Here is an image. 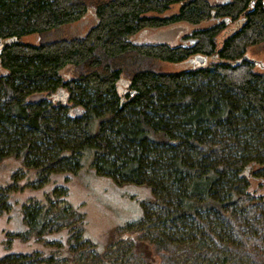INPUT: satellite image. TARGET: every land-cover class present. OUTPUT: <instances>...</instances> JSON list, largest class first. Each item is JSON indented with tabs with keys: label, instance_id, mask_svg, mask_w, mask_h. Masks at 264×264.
<instances>
[{
	"label": "trees",
	"instance_id": "trees-1",
	"mask_svg": "<svg viewBox=\"0 0 264 264\" xmlns=\"http://www.w3.org/2000/svg\"><path fill=\"white\" fill-rule=\"evenodd\" d=\"M89 13L84 35L46 39ZM204 21L186 45L130 41L141 29ZM31 35L36 44L22 40ZM0 40V159L20 158L41 182L86 162L117 184L147 187L152 199L132 226L152 246L143 244L148 264H178L188 242L208 264H264V71L243 59L264 43V0H0ZM197 55L205 66L188 64ZM158 62L185 68L161 72ZM120 82H129L122 92ZM60 89L65 104L47 98ZM10 190L0 186V216ZM48 212L35 204L23 221L54 232ZM69 240L60 260L76 264L93 245ZM52 253L7 254L0 264H50Z\"/></svg>",
	"mask_w": 264,
	"mask_h": 264
},
{
	"label": "rangeland",
	"instance_id": "rangeland-1",
	"mask_svg": "<svg viewBox=\"0 0 264 264\" xmlns=\"http://www.w3.org/2000/svg\"><path fill=\"white\" fill-rule=\"evenodd\" d=\"M226 0H210L212 4L222 3ZM178 5L160 17H168L178 10ZM149 16H156L149 14ZM95 17L89 13L78 21L64 25L46 36L47 40L77 38L84 35L94 24ZM212 23L204 21L199 26L178 23L158 29H141L130 38L133 43H163L170 46L188 44L183 39L193 29L205 27ZM235 24L229 25L218 37L222 40L224 33L232 30ZM25 43L36 44L38 37L31 35L22 39ZM246 55L264 64V43L249 47ZM264 66V65H263ZM260 66L255 70L263 72ZM185 68L183 64H167L158 62L155 69L161 72L179 71ZM264 68V67H263ZM70 73L65 69L63 75ZM55 93V92H54ZM47 96L51 99L52 95ZM18 172L14 179L12 174ZM0 186H11L8 194L9 209L0 216V258L7 254H32L41 251H53L55 260L50 264H66L60 260L61 254L69 237L74 244L82 238L92 243V247H85L80 260L76 264L92 262L101 264L100 256L110 257L112 260L130 264L131 257L137 264H148L149 255L143 244L150 245L142 232H138L132 225L142 214V205L152 199L151 191L142 185L117 184L111 178L98 176L86 162L75 173L67 171L50 175L46 181H40L33 169L24 166L20 158L5 157L0 159ZM48 207L49 222L56 225V231L43 228L31 229L23 221V211L33 208L35 204ZM34 204V205H33ZM64 210H66L64 212ZM49 227V223H46ZM129 226L127 229L121 227ZM116 232L118 245L110 247L111 232ZM77 238V239H76ZM81 239V240H80ZM198 244L188 242L180 246L178 264H208L201 258ZM152 247V246H151ZM211 247V245H210ZM88 248L94 249L89 254ZM201 251L207 246H201ZM88 253V254H87ZM99 256L94 260L95 255ZM221 256V254H219ZM223 256V255H222ZM221 256V257H222ZM211 261V259H208ZM231 264H250L248 258L237 256L231 258ZM252 264V263H251Z\"/></svg>",
	"mask_w": 264,
	"mask_h": 264
},
{
	"label": "water",
	"instance_id": "water-1",
	"mask_svg": "<svg viewBox=\"0 0 264 264\" xmlns=\"http://www.w3.org/2000/svg\"><path fill=\"white\" fill-rule=\"evenodd\" d=\"M226 22H228V21L226 20ZM2 45H3V42L0 40V48L2 47ZM243 59H247L250 62H252L254 65L260 66L261 69H264L263 68L264 67L263 66L264 64H262V63H260L258 61H255L253 59H250L247 56L244 57ZM206 63H207V58L204 57V56H200V55H197V56H195L194 58H192V59H190L188 61V64H191L193 67H203V66L206 65ZM120 85L121 86H119V92H122L123 88H126L129 85V82H120ZM67 99H68V92L65 91L64 89L58 90L51 97V100L52 101L60 102L61 104H65L66 101H67ZM243 175H246L247 176L248 173L246 172V174H245V172H243Z\"/></svg>",
	"mask_w": 264,
	"mask_h": 264
},
{
	"label": "flooded vegetation",
	"instance_id": "flooded-vegetation-1",
	"mask_svg": "<svg viewBox=\"0 0 264 264\" xmlns=\"http://www.w3.org/2000/svg\"><path fill=\"white\" fill-rule=\"evenodd\" d=\"M251 59V58H250ZM256 66V65H255ZM260 68V67H259Z\"/></svg>",
	"mask_w": 264,
	"mask_h": 264
}]
</instances>
